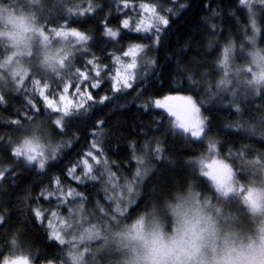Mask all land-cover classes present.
Segmentation results:
<instances>
[{
	"label": "trees",
	"instance_id": "obj_1",
	"mask_svg": "<svg viewBox=\"0 0 264 264\" xmlns=\"http://www.w3.org/2000/svg\"><path fill=\"white\" fill-rule=\"evenodd\" d=\"M32 2L35 3L31 8L33 14L26 16L17 10L15 14L25 17L38 31L53 37L52 28H75L91 37L83 46L88 51L78 50L82 46L75 44L71 63L76 68L87 70L86 62L94 54L110 71L102 87L91 91L97 99L103 95L111 99L104 104H93L86 113L81 110L82 114L69 117L65 133L61 135L58 126H51L52 119L60 114L47 108L38 91L29 86V80L35 75L42 81L47 80L49 93L55 91L57 97L59 95L57 85L60 78L39 62L38 47L43 45L38 43L36 57L27 64L28 78L25 77L24 85L17 86L9 80L5 83L7 85L0 88V95L5 97L4 102L0 103V166L13 170L10 177L0 181V216L4 217V223L0 224V258L10 248L9 238L18 232L25 247L30 249L35 264H66L69 244L60 245L52 240L47 222H39L34 211L41 210L49 222L53 218L52 212L66 217L69 208L81 201L80 197H67V191L82 193L86 215L96 212L97 205L108 210L112 188L107 182L83 178L80 171L83 167L81 161L87 158L89 151H95L91 149V144L96 140L103 145V156L100 158L108 160L109 169L115 173L117 192L121 185L134 177L139 166L133 159V153L144 154L149 173L140 183V195L129 210L144 197L146 202L141 205V211L151 207L155 214L164 219L168 213V202H175L177 196L188 195L189 190L202 200L211 198L216 202L215 196H212L214 186L200 174L196 163L207 155L209 142L216 143V156L227 161L240 180L252 159L258 156L264 159V137H254L239 127L252 125L254 132L264 131V87L255 93L249 90V86L246 88L250 74L243 71L251 54L264 49V11L256 12L255 19L260 28L257 35L251 28L247 7L239 0H158V9L172 11L167 12L169 25L161 32L162 43L152 45L150 34L125 29L113 40L104 33L105 24L118 30L122 19L136 20L139 9L135 5L147 0H132L127 8L122 0ZM89 2L96 6L94 12L80 16L78 12L73 14L68 11L78 10ZM30 7L27 8L29 11ZM252 7L254 10L264 8V4L252 0ZM52 43L56 44L54 40ZM137 43L144 45L141 54L147 57V63L145 61L138 68L143 75H135L132 89L115 93L110 78L119 65L115 64L113 54L121 56L125 62L129 57L123 56V51ZM230 44L234 50L229 58L230 67L226 70L221 67V60L223 49ZM153 60L154 64L151 63ZM224 79L231 83L221 85L220 81ZM85 91H88L87 87ZM65 95L71 98L76 93ZM168 96H191L201 107L202 116L207 117V131L210 132L207 140L200 142L175 128L173 118L154 106L156 100ZM237 98L240 111L233 106ZM29 99L35 107L28 103ZM76 102H80L79 97ZM12 121L20 123L14 124ZM37 122L43 127H50L52 138L60 139L67 145L58 160L43 173L35 165H26L12 155L13 144L21 135L22 126ZM157 145L163 152L159 159H154L153 149ZM241 153L248 159L241 160ZM73 167L77 168L83 182L70 175ZM57 178L61 181V193L45 198L46 191L56 192ZM62 200L68 204L60 210L57 202ZM128 212L120 218L119 223L126 225L134 219ZM96 220L98 225L110 221L104 220L100 212ZM172 222L173 219L166 225ZM171 226L168 225V230H171Z\"/></svg>",
	"mask_w": 264,
	"mask_h": 264
},
{
	"label": "snow or ice",
	"instance_id": "obj_2",
	"mask_svg": "<svg viewBox=\"0 0 264 264\" xmlns=\"http://www.w3.org/2000/svg\"><path fill=\"white\" fill-rule=\"evenodd\" d=\"M240 4L247 7V10L250 14V23L253 32L257 35L260 33V28L257 26L256 22V12L264 11V8L253 9L252 0H239ZM124 7H129L132 3V0H122ZM158 0H147V2L139 3L135 5L139 12L137 13L136 20H130L128 18L122 19L121 27L118 30H114L105 24L104 33L106 36L112 38L113 40L117 39L121 32L125 29L133 31L135 33L150 34V40L152 45H158L162 43L163 37L161 32L164 28H167L169 25V19L167 17V12H171L172 9H158L157 8ZM258 3L264 4V0H258ZM96 10V6L89 3L78 9H68L70 13L78 14L80 16L87 15ZM144 14L143 16L141 15ZM163 13V14H161ZM51 34L55 37H59L61 41H67L69 37L75 38V43L81 45L82 48L78 50L88 51L86 47H83L87 44L89 36L84 32L76 30L75 28L65 29L64 27L52 28ZM40 35L43 37V41L47 42L49 37L44 34L43 31L40 32ZM234 46L229 45L223 49V58L221 60V67L224 69L229 68V58L233 53ZM144 51V45L134 44L129 47L127 51H123V56L131 57L130 63H125L122 61L121 56L114 55L115 64L119 65V68L116 69L115 74L111 76V88L113 92L119 93L122 90L132 89L133 81L136 79L134 75V70L137 68V55ZM73 49L68 48L64 51L63 55L56 58L46 57L45 63L48 64L53 71L56 70L57 64L59 67H63L67 62V70L59 76V83L57 87L59 88V95L55 91L49 93L50 85L47 80H41L36 78L35 75L29 80V86L32 87L34 91H38L39 97L45 103L46 107L51 109L53 112L60 114L56 120L55 124L59 128L64 127V117L69 116L73 113L82 114L81 110L84 113L92 107L93 104L99 103L104 104L106 101H109L111 98L108 95L100 96L98 99L91 91L92 89H100L104 83L105 78L108 76L110 69L99 61L93 54V57L88 59L86 62L87 70L76 68L72 65L69 57H72ZM252 62L256 65V71L252 72L251 69H248L251 72L253 77L252 80L248 81L245 85L247 88L249 85H260L264 83V53H261L259 50H256L251 54ZM10 59V58H9ZM6 63V62H5ZM155 63V61H151ZM4 67V64H0V68ZM28 74L27 71H21L19 69L12 72V77L16 80L17 86L24 85L25 77ZM231 81L224 79L220 81L221 85L227 86ZM87 87L88 91H85ZM75 92L76 96L69 98L65 94ZM252 92L255 93L257 90L252 89ZM235 96V93H233ZM77 97L80 98V102L77 103ZM5 97L0 95V103L4 102ZM28 103L35 107L32 100L29 99ZM156 108L165 109L171 117H174V126L177 129L182 130L184 133L190 134V137L195 138L196 140L203 142L208 139L210 132L207 131L208 122L201 115V107L193 100L191 96H168L164 100H156ZM233 106L236 107L237 111H240L239 98L233 101ZM144 107H147L145 105ZM14 124H19V121H12ZM101 124L103 122H100ZM240 129L243 131L255 134L252 125H240ZM264 135V132L261 133ZM43 134L40 132L38 127H34L33 135L30 139H26L22 145L15 147L12 150L13 157L17 158L24 156L28 162H35L38 160V169L44 170L47 159L55 158V151L53 149L52 153L49 156H45L44 145L41 143V136ZM67 145H64L66 147ZM147 146V145H146ZM145 146V147H146ZM130 147H133L130 145ZM91 149L95 150L89 151L87 153V158L81 161L83 167L80 171L83 172V178H86L90 181L100 180L101 183L107 182L113 191L117 190V185L114 182L115 173H113L108 165L109 161L102 159L103 156V145L100 140H96L91 144ZM208 150L210 155L200 158L196 163L199 166V172L203 177H206L209 181L212 182L214 189L217 193L218 200H224L223 197L231 198L232 200H241L245 205H247L250 210L255 212H264V183L257 186L255 183L245 185L241 183L240 177L237 175L236 171L230 166L229 163L225 162L224 159L216 158V143L214 141L209 142ZM143 153V149L141 150ZM154 159H159L162 155L163 149L158 145L154 147ZM133 159L136 161V164L139 165L136 167L134 177L131 180H127L126 183L120 186V198L113 200L112 197H109V200L114 204L108 205V210L105 211L104 207H100L99 211L102 213L103 219H108L110 216L115 217L117 214L123 216L128 212L129 207L136 202L137 197L140 195L139 185L147 177L149 173V167L145 166L144 154L136 155L133 153ZM248 159L245 158L243 153H241V160ZM253 165H261L262 158L258 156L255 159L251 160ZM94 165L100 166L95 168ZM12 169H8L4 166H0V181L10 177L12 174ZM107 172V175H105ZM70 175H73L75 179L83 182V178L77 173V168L73 167L71 169ZM57 186L56 192L46 191L45 198H50L57 193H61V181L57 178L55 180ZM45 195V193H41ZM66 196L70 198H81V207H83V197L80 192L67 191ZM188 203L187 201H182L180 204L176 205L178 210L183 204ZM195 203L198 205L199 200L196 199ZM205 207L207 206V201H205ZM34 215L37 220L41 223L47 222L48 227L51 229L50 238L60 245L65 243L69 244L68 251V261L66 264H82L85 259V252H88L87 246H84L83 252H76L74 249L78 244H83L85 240H100L101 239V230L103 224L100 223L99 226L96 223L87 222H78L75 226L68 223L67 227L73 229V232L76 234L73 235V232H69L68 235L72 236L71 240L65 239V236L62 234L60 229H57L51 222L46 221L44 213L37 209L34 211ZM51 216L55 218L57 213L52 212ZM71 219V217L69 218ZM61 224H64L65 221L61 219ZM4 223V217L0 216V224ZM142 226V221L140 222ZM25 260L23 256H17L12 260L4 259L3 264H17L19 260Z\"/></svg>",
	"mask_w": 264,
	"mask_h": 264
},
{
	"label": "rangeland",
	"instance_id": "obj_3",
	"mask_svg": "<svg viewBox=\"0 0 264 264\" xmlns=\"http://www.w3.org/2000/svg\"><path fill=\"white\" fill-rule=\"evenodd\" d=\"M32 4L35 5L32 0H0V55L3 57V60L0 61V64H4V67L0 68V88H2L3 85H7L5 83L9 80L16 83L18 77L16 79L12 77L13 71L17 69L26 71V68L28 67L27 64L36 57L37 43L38 45H43V47H38L37 58H40L39 62L54 75H57V72L53 71V69L45 63V58H56L58 56H61L68 48H72L73 54L75 53L74 46L76 43L75 38L73 37H69L67 41H61L59 37H51L49 34L44 33L49 37V39L47 42L43 41V37L40 35L41 31H38L32 23L27 22V19L22 16H29V14H33V12L31 11V8L33 7ZM28 5H31V7ZM28 7H30V11L27 9ZM15 10H17L22 15L19 16L15 14ZM52 40H54L56 44H53ZM45 45H47V47ZM260 52L264 53V49ZM141 53L142 52H140L136 57L137 68L134 70V75L139 74L142 76L143 73L139 72L138 68H141V65L144 64L145 61L147 63V57H145V54ZM69 59L71 60L72 57H69ZM130 62L131 57H129L125 61V63ZM65 65H68L67 62L65 63ZM56 69H59L58 64ZM248 69H251L252 72H255L257 70L256 65L252 62V58H250L248 64L243 68V71L245 73L250 74V81L253 79V77ZM249 87V90L255 88L257 91H259L262 87H264V84L249 85ZM160 109L164 110L169 115V113L165 109ZM171 118H173L174 120V117ZM262 132L264 131H255V134H250L254 137H264V135L261 134ZM208 151L209 150L207 149L206 156L210 155ZM216 158L219 157L216 156ZM262 164H264V159H262ZM241 180V183H244L245 185L255 183L257 186H259L260 184L264 183V167H262L261 165H253L251 163L250 167L248 169L245 168V171L242 173ZM118 192L119 193H117V191H113L112 194V196L115 195L114 198L117 196L116 199L120 198V191L118 190ZM187 196L188 195H185L184 197L186 198ZM212 196L214 197L215 195ZM215 198L216 202L211 201V198H208L207 206L205 207V200L200 199V196L197 195V199L199 200L200 205L202 207H205L209 214H211L216 219L219 227L220 238H218L214 242H210L214 243L216 251L213 252L211 248H206L204 250L210 261L214 256L219 257L221 255V249L223 247L222 238L228 237L236 242L238 246L239 242L246 241L250 237H254L256 235L257 228L261 224H264V215H253V212L247 205L243 203V201L232 200L231 198H227L222 201L218 200L217 196H215ZM67 204L68 203L65 200L57 202V206L60 210L61 208L66 207ZM80 205L81 203L77 202V208H69L70 210L66 217L56 216L55 218H52L50 220V222L57 229H60L62 231V234L65 236L66 241L72 239V236H69L68 233L73 232V229L67 227L68 223L73 224V226H75L78 222H84L85 224H87V222L89 221L97 224L96 218L100 212V206L97 205L96 212L92 211L91 214L86 215L83 207H81ZM70 217L71 219H69ZM121 217L122 216L117 214L115 217L108 218L110 219V221L107 220L108 223L104 221L100 240H85L83 244L77 245V247L74 249V251L76 252H83L84 246H87L89 250L88 252H85V259L82 264H115L118 260L119 262L117 264H126L128 252L127 249L123 247V241L118 235V233H120L125 226L119 223ZM61 219L65 221L64 224H61ZM160 219L166 224L170 223L171 219L173 218L169 215V213H167L166 219ZM173 223L174 222L166 225L167 231L170 232L172 230V228L171 230H168V225H172L171 227H173ZM75 234L76 233L73 232V235ZM234 261L235 264H261V261L259 259L254 260L251 258H238L236 256H234Z\"/></svg>",
	"mask_w": 264,
	"mask_h": 264
},
{
	"label": "clouds",
	"instance_id": "obj_4",
	"mask_svg": "<svg viewBox=\"0 0 264 264\" xmlns=\"http://www.w3.org/2000/svg\"><path fill=\"white\" fill-rule=\"evenodd\" d=\"M89 40H91L90 36ZM66 70L67 65H64L55 71L59 77L61 71ZM75 115L77 114L73 113L64 117V127L59 128L61 135L65 133L67 119ZM205 119L207 120V117ZM55 120L56 118L52 119L51 126H57ZM22 127L23 131L13 144L12 150L32 137L34 127H38L43 134L41 143L44 145L45 156L50 157L53 149H56L55 158L47 159L45 169L40 170L42 173L46 172L48 167L58 160L64 148V142L52 138L50 127H43L39 122L35 125ZM17 159L26 165H35L38 168V160L28 162L24 156L17 157ZM212 195L217 196L215 189H213ZM196 199V193L189 190L186 198L177 196L175 202H168L167 210L174 222L172 230L169 232L166 229V224L155 214L153 208L149 207L147 210L141 211V205L146 202L145 198L141 197L140 201L128 212V215L134 219L118 233L123 241V247L128 252L126 264H235L234 256L259 259L261 264H264V224L257 228L254 237L239 242L238 246L230 238H222L221 255L219 257L214 256L210 261L204 250L211 248L213 252L216 251L214 243L210 242L220 238L219 227L216 219L209 214L207 209L195 203ZM222 199H227V197ZM182 201L188 203L183 204L177 210L176 205ZM253 215H264V212H255ZM9 244L10 248L0 258V264H3L4 259L12 260L17 256L25 257L26 264H35L30 249L25 247L18 232L12 234L9 238ZM17 264H25V260L21 259L17 261Z\"/></svg>",
	"mask_w": 264,
	"mask_h": 264
},
{
	"label": "bare ground",
	"instance_id": "obj_5",
	"mask_svg": "<svg viewBox=\"0 0 264 264\" xmlns=\"http://www.w3.org/2000/svg\"><path fill=\"white\" fill-rule=\"evenodd\" d=\"M144 14H142V16H143ZM117 193H119V192H117ZM112 194H113V192H112ZM115 196V195H114ZM114 196H112V195H110L109 197H114ZM108 197V198H109ZM116 198H117V196L115 197V198H113V200H116ZM111 204H112V201H111ZM112 206L114 207V204H112ZM78 206H76V203L73 205V207L71 208V209H75V208H77ZM70 210V209H69Z\"/></svg>",
	"mask_w": 264,
	"mask_h": 264
}]
</instances>
